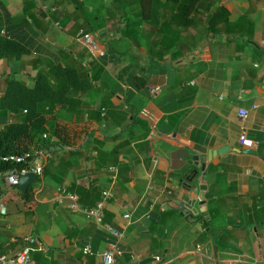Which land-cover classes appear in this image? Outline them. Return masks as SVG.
I'll use <instances>...</instances> for the list:
<instances>
[{
	"label": "crops",
	"instance_id": "crops-1",
	"mask_svg": "<svg viewBox=\"0 0 264 264\" xmlns=\"http://www.w3.org/2000/svg\"><path fill=\"white\" fill-rule=\"evenodd\" d=\"M204 4L175 28L169 0H0L2 33L31 47L0 60V95L9 72L32 85L52 63L90 79L46 117L41 138L53 145L34 140L41 172L31 196L0 178V253L35 237L44 249L29 264H102L110 225L123 233L117 264H264V0H215L228 11L216 26ZM79 30L96 35L104 54L77 41ZM196 146L227 151L201 172ZM193 183L203 188L187 191ZM101 200L97 222L83 210Z\"/></svg>",
	"mask_w": 264,
	"mask_h": 264
},
{
	"label": "trees",
	"instance_id": "trees-1",
	"mask_svg": "<svg viewBox=\"0 0 264 264\" xmlns=\"http://www.w3.org/2000/svg\"><path fill=\"white\" fill-rule=\"evenodd\" d=\"M169 0L170 27L183 28L185 23H191L188 18L196 11V7L204 4L209 10L213 5L211 26L228 22V11L221 5H214L215 0ZM5 31L7 30L4 28ZM241 37H243L241 35ZM20 36L14 33H2L0 26V60L20 59L31 53V47ZM90 85L86 74H81L74 66L52 63L49 68L39 71L28 85L16 72L4 76V86L0 95V178L12 169L30 168L34 155L32 146L34 140H40L42 147L53 145L41 134L48 132L46 117L53 114L58 105L68 104L70 92L84 91ZM8 115L16 116V120L4 124ZM32 194V187L25 193V199Z\"/></svg>",
	"mask_w": 264,
	"mask_h": 264
},
{
	"label": "built area",
	"instance_id": "built-area-1",
	"mask_svg": "<svg viewBox=\"0 0 264 264\" xmlns=\"http://www.w3.org/2000/svg\"><path fill=\"white\" fill-rule=\"evenodd\" d=\"M75 39L79 41L84 47L88 49V51L94 55H103L104 50L100 48L99 43L97 41L96 35L86 32L84 30H79ZM2 78L0 74V79ZM148 90L152 94H156L159 91V87H149ZM256 107V106H254ZM238 115L242 120H245L248 116V111L245 109H240L238 111ZM46 134L43 135L45 137ZM239 142L244 145L247 143V139L245 136V128L242 126V131L239 135ZM34 172L35 174H40L41 168L39 166H32L30 168H21V169H12L8 173L4 174L6 181L13 186L18 185L19 177L27 172ZM62 196L67 197L70 200V207L72 209H76V196L69 192L65 193L63 190L60 191ZM108 196V194H105ZM106 196V197H107ZM62 200L59 199V202ZM103 200L97 202L95 206L91 208H86L83 212L87 217L93 218L97 222H100L103 218ZM6 208L5 205L0 202V214H5ZM128 218V215H125ZM107 232L113 237V241L110 242L106 249H104L101 254V262L102 264H117V256L122 252L118 248L117 242L122 239L123 233L118 228L106 225L105 226ZM44 249V246L40 245L35 237L26 238V242L24 246L17 252L13 254L0 253V264H29L31 260V254L35 250ZM196 250H201L200 245H197ZM83 252L85 254H93L89 248H83Z\"/></svg>",
	"mask_w": 264,
	"mask_h": 264
},
{
	"label": "water",
	"instance_id": "water-1",
	"mask_svg": "<svg viewBox=\"0 0 264 264\" xmlns=\"http://www.w3.org/2000/svg\"><path fill=\"white\" fill-rule=\"evenodd\" d=\"M196 148L198 150H200L203 155L200 156L198 154L194 155V159H195V165H199L200 164V171L203 172L204 168H205V165L207 162H210L211 159L213 157H215L216 155H221L223 154L224 152L227 151V146H223L219 149H212V150H205L203 147L201 146H196ZM197 172L198 170L197 169H194L193 172H192V175L190 177V181L192 182L195 177L197 176ZM36 182V174L32 171L30 172H27L23 175H21L19 177V182H18V189L22 195V197H24L26 191H27V188L30 184H34ZM192 186H195L196 188H203V186L199 185V184H186V190L189 191L191 189ZM182 202H186L188 207H190V209L194 210V200H190V198L188 196H184L183 197V201ZM183 204H181L182 206Z\"/></svg>",
	"mask_w": 264,
	"mask_h": 264
},
{
	"label": "rangeland",
	"instance_id": "rangeland-1",
	"mask_svg": "<svg viewBox=\"0 0 264 264\" xmlns=\"http://www.w3.org/2000/svg\"><path fill=\"white\" fill-rule=\"evenodd\" d=\"M241 18H242V19H240V20H241V22H240V23H242V22H244V20H246V16H244V15H243V16H241ZM240 20H239V21H240ZM240 23H239V24H240ZM17 75H19V76H20V74H17ZM1 76H2V75H1Z\"/></svg>",
	"mask_w": 264,
	"mask_h": 264
}]
</instances>
